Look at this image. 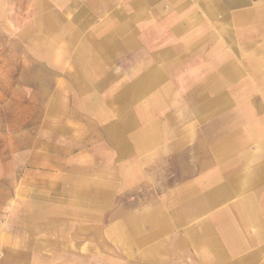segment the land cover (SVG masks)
I'll list each match as a JSON object with an SVG mask.
<instances>
[{"label": "rangeland", "instance_id": "1", "mask_svg": "<svg viewBox=\"0 0 264 264\" xmlns=\"http://www.w3.org/2000/svg\"><path fill=\"white\" fill-rule=\"evenodd\" d=\"M8 1L0 3V188L7 208L25 200L28 209L38 197L37 213L48 225L27 235L74 234L82 221L111 224L165 204L171 218L184 220L180 254L193 264L194 229L209 239V224L226 217L228 204L260 203L256 215L264 218V82L223 85L214 96L207 83L191 81L210 70L194 66L201 58L189 44L167 52L175 65L164 70L168 82L134 95L135 80L162 73L150 68L165 51L160 39L148 38V25L131 27L136 47L129 32L109 34L103 22L97 33L63 32L51 54L52 36L28 28L32 0ZM24 28L30 30L20 33ZM175 39L170 36L171 45ZM85 42L101 52L82 58L89 66L79 57ZM51 108L53 128L46 124ZM54 127L63 131L58 142L49 141ZM23 189L36 195L23 197ZM198 196L215 203L188 210ZM115 251L127 256L124 247Z\"/></svg>", "mask_w": 264, "mask_h": 264}, {"label": "crops", "instance_id": "2", "mask_svg": "<svg viewBox=\"0 0 264 264\" xmlns=\"http://www.w3.org/2000/svg\"><path fill=\"white\" fill-rule=\"evenodd\" d=\"M8 2L0 0L1 4ZM31 16L28 28H33L34 35L52 36L51 54L55 50L53 40L59 34H80L91 28L97 33L100 22L112 28L109 34L129 32L131 44L136 47L139 38L131 27L135 24L137 27L141 21V25L149 26L148 38L160 39V52L182 49V46L189 50L192 48L189 44L193 45V51L197 52L195 58H201L194 66L210 71L202 75L195 73L191 81L207 83L208 92L216 97L229 84L264 82V0H32ZM127 18L130 21L122 25ZM28 28L20 33L30 30ZM170 36L177 38L172 40L173 45ZM90 52L101 54L85 42L79 54L83 66L91 64L89 59H82ZM164 54L157 56L162 61L156 60L150 67L152 71L162 67V73L150 72L138 78L130 93L146 92L154 84L170 80L164 70L175 65L170 62L169 54ZM49 64H54L52 57ZM51 110L47 111L46 124L53 128L50 120L55 109ZM53 132L49 141L58 142L63 131L58 132L54 127ZM64 142H68V137ZM69 142L72 141L69 139ZM221 146L222 149L224 146ZM130 148H135L134 142H130ZM225 187L216 191L217 197L224 193ZM20 193L23 197L36 195L31 189L20 190ZM96 194H101L99 187ZM5 195L7 191L0 188V227L10 228V231L0 232V264H188L184 260L187 257L180 254L183 248L180 241L183 239L184 243L186 238L185 231L180 229L185 226L184 220L171 218L170 208L165 204H152L142 214L113 220L111 224L82 221L74 234L58 233L56 237L50 235L38 240L37 235L26 234L32 228L48 225L37 213L42 211L38 197H34L28 209L25 200L16 206L7 204V208L3 202ZM211 203L215 202L201 201L198 196L189 201L188 210L200 212ZM260 209V203L228 204L226 217L221 215L209 224L210 236L205 241L200 229L195 228L193 264H264V218L256 215ZM239 211L244 213L241 219L237 218ZM111 244L114 246H109ZM123 247L127 256L115 251ZM109 248L113 253L106 252Z\"/></svg>", "mask_w": 264, "mask_h": 264}]
</instances>
